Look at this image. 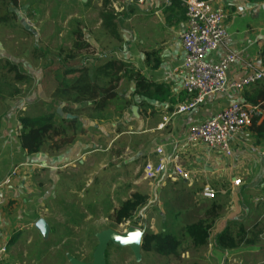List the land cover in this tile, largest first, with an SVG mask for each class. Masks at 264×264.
Here are the masks:
<instances>
[{"label":"crops","instance_id":"crops-1","mask_svg":"<svg viewBox=\"0 0 264 264\" xmlns=\"http://www.w3.org/2000/svg\"><path fill=\"white\" fill-rule=\"evenodd\" d=\"M119 1L122 5H133L124 20L128 26L124 30L127 43L115 49L107 44L99 48L94 45L96 41L91 43L85 39L95 56L85 64L93 75L96 67L111 59L122 61L154 87L161 88V92L151 97L136 95L132 81L124 76L119 82L116 98L104 111L99 114L87 112L79 117L82 134L72 144L57 151L44 145L41 152L32 155L19 141L18 107L11 106L14 109L10 114L0 116V182L15 170L11 183L3 190L0 207V242L7 245L4 262L11 264L27 258V252L19 253L20 249L31 245L35 238L41 242L47 239L49 230L45 234L37 228L40 220L49 229L52 226L49 221L54 220L78 226L76 220H88L92 215L105 214L110 218L133 194L149 197L142 192L146 182L154 199L164 188L172 194L184 195L190 205L188 213L196 214L195 222L203 219L212 205L216 207L217 216L207 244L213 250L198 260L202 264H224L229 256L232 257L230 264H264V117L232 136L229 156L202 144L184 145L190 127L232 103L250 105L245 99L256 84L242 89L228 87L222 93L206 97L194 110L175 114L177 107L192 97L182 90L176 72L184 58L179 36L185 29V8L179 0H172L170 5L165 0ZM209 1L214 8L225 12L227 36L207 60L218 63L230 54L235 55L236 61L227 69L226 78L229 84L239 83L247 73L261 69L264 0ZM85 3L86 0H81V7L86 6ZM97 3L98 25L110 34L101 27L98 17L101 0ZM115 3L112 7L118 13ZM123 8L121 6V12ZM76 77L61 75L52 78L54 83L43 88L41 81L36 82L35 90L27 99L32 96L29 101L33 102L34 98L40 97L41 115L51 110L50 104L62 112L64 104H60V98L53 97L55 89L60 84H70ZM22 88L16 89L20 92ZM73 107L77 105L73 104ZM157 148L162 149V157L178 156L180 166L193 177L192 185L181 179H166L163 183L143 179L144 165L160 158L155 153ZM234 180H239L240 184L233 186ZM204 186L216 193L214 199L206 200L200 196ZM99 192L105 194L104 199H98ZM146 204L140 208L143 221ZM187 224L180 225L177 233L181 235L182 227ZM135 227L143 232L150 229L152 233L172 234L165 228L154 231L152 220L147 221V225L140 222ZM223 231L238 243L235 248L215 244L216 237ZM50 232H54L53 227L49 235ZM67 255L74 257L70 252ZM122 259L120 253H110L112 264Z\"/></svg>","mask_w":264,"mask_h":264},{"label":"rangeland","instance_id":"rangeland-1","mask_svg":"<svg viewBox=\"0 0 264 264\" xmlns=\"http://www.w3.org/2000/svg\"><path fill=\"white\" fill-rule=\"evenodd\" d=\"M18 1L17 9L13 10L18 22L14 24L9 22L7 27L0 25V68L5 64V61L15 63L17 68L22 73L29 75L33 81L31 87L22 86L21 83L13 84L2 77L0 70V116L10 114L11 109H14L11 106H15L19 109L17 116L34 118L41 115L40 97L34 98L33 102L29 101L33 98L32 96L27 98L35 90L36 82L41 81L43 88L54 83L52 78L63 75L60 67L64 65L66 61L64 59H67V55L71 53L69 51L73 41L72 32L75 28L81 29L84 40L91 41V43L96 41L97 43L94 45L97 44L99 48L107 44L111 48L115 46L113 48L115 49L118 46L123 47L127 43L128 36L124 34V30H127L128 26L121 16L118 23L119 28L113 33L110 32L113 36L103 32L98 25L96 14L99 10L98 0H86L88 2L84 7H81V0ZM117 2L115 8L120 13L122 3ZM130 10L132 9L127 11V16L130 15ZM19 25L28 30L29 34H24ZM83 53L79 52L82 56L69 59L67 66L78 64L81 58L85 57ZM85 54H87V64L90 63V60L95 59L91 50ZM11 77L12 75L9 76V78ZM17 87L23 88L17 93L14 92ZM27 91L29 92L27 93ZM22 107L23 110H21ZM149 188L148 184L144 182L142 192L149 194L147 208L143 211L144 221L140 217L141 209L137 210L130 222L119 225L111 222L105 214L92 215L91 219L88 220L82 218L76 220L75 223L78 226H69L61 220L49 221L52 226L48 230L51 231L53 227L54 232H50L49 235L48 231L46 240L41 242L39 238H35L31 245L25 246V249H20L19 253L24 250L27 252V258L12 260L11 264H69L66 258L69 256L67 252L73 253V258L81 262L90 263L94 248L97 245L96 235L98 233L108 229L123 233L131 226L135 227L140 222L147 225V221L151 220L155 226L154 231L165 228L166 231L168 230L181 239V252L177 258L172 256L161 257L153 252L142 251L141 254L140 251V258L136 259L128 247L118 248L109 243L104 253L105 263L112 264L110 253L115 251L123 256V259L117 261V264L121 262V264H202L198 260L213 249L207 245L194 248L185 237L177 233L180 225L197 220L194 216L196 214L187 211L190 207L189 201L184 195L170 193L167 188L162 189L160 194H156L154 199L152 190ZM99 194L97 195L98 199L105 198L104 193L99 192ZM145 230L151 232L150 229ZM231 260L232 257L229 256L224 264H230ZM3 264H9V261H5Z\"/></svg>","mask_w":264,"mask_h":264},{"label":"trees","instance_id":"trees-1","mask_svg":"<svg viewBox=\"0 0 264 264\" xmlns=\"http://www.w3.org/2000/svg\"><path fill=\"white\" fill-rule=\"evenodd\" d=\"M119 0H101V9L99 12V19L101 20V27L109 32L119 28L120 17L123 20L127 19V11L133 5L124 6L122 13H117L112 7L113 3ZM18 0H0V25L8 26L10 23H17L18 18L13 11L18 7ZM88 2V1H87ZM84 5H87L85 3ZM126 15V16H125ZM125 16V17H124ZM19 28L24 34H29L28 30L19 25ZM82 31L79 27L72 32V46L67 56L64 59V65L60 67L64 76L77 75L71 80V83L60 84L54 92V98L59 99L62 107L63 115L60 117L55 112L54 105L50 104V111L43 115L34 118L20 116L18 124L20 126L19 141L22 148L30 155L38 154L44 145L53 151L61 150L75 140V138L82 134L79 128V117L87 112L96 114L101 113L106 109L108 103L116 98V91L120 80L126 76L134 85V94L143 97H151L154 93H160L161 88L150 84L139 72L134 71L126 63L111 59L103 65L96 67L93 70V75L85 64V52L89 50V44L84 40ZM83 58L76 65L67 66L69 59H75L82 55ZM2 77L13 84L21 83L32 86L33 79L22 73L15 63L5 61V64L0 68ZM9 78V76H11ZM253 91L246 96V102L250 105L258 106L264 110V82H259L253 87ZM14 92H19L14 89ZM29 91H27L28 93ZM64 100L66 103H63ZM62 102V103H61ZM87 103H90L87 105ZM76 104L77 107H73ZM66 115L72 118H66ZM261 119L252 117L251 122ZM148 197L141 194H133L130 199L121 203L110 217V220L116 224L130 222L138 209L147 203ZM216 207L211 206L206 212L203 219L195 223L187 224L182 227L181 235L188 238L190 245L194 248L204 247L208 244V239L212 229L213 220L216 218ZM135 224V222H134ZM215 244L222 248H235L238 243L233 239L227 231L220 233L216 239ZM181 239L177 236L167 232H144L141 243V251L153 252L157 255L177 258L181 252ZM183 252V251H182Z\"/></svg>","mask_w":264,"mask_h":264},{"label":"built area","instance_id":"built-area-1","mask_svg":"<svg viewBox=\"0 0 264 264\" xmlns=\"http://www.w3.org/2000/svg\"><path fill=\"white\" fill-rule=\"evenodd\" d=\"M172 0H165L170 5ZM185 8V29L179 36L184 53L183 62L176 71L182 90L192 96L177 107L175 114L194 110L206 97L222 93L228 87L242 89L264 82V50L261 54V69L247 73L239 83L229 84L226 71L236 61L235 55H228L218 63H211L207 56L222 45L227 34L224 27L226 14L222 9L212 6L209 0H179ZM252 117H264V110L258 106L232 103L204 122L190 127L184 145L202 144L210 150L230 155V139L250 124ZM165 121V119H164ZM163 127V125H160ZM155 153L160 157L157 162H147L142 170L143 179L148 182L163 183L166 179H181L192 185L193 177L189 171L180 166L178 156L162 157L163 151L157 148ZM15 175L13 170L0 182V207L3 201V190L11 183ZM239 180L233 181L238 186ZM216 193L209 187L201 189V197L206 200L215 198ZM7 254V245L0 242V264Z\"/></svg>","mask_w":264,"mask_h":264},{"label":"water","instance_id":"water-1","mask_svg":"<svg viewBox=\"0 0 264 264\" xmlns=\"http://www.w3.org/2000/svg\"><path fill=\"white\" fill-rule=\"evenodd\" d=\"M56 113L58 115H62L60 109H57ZM68 118H72V117L68 116ZM37 228L42 233L47 234L48 229L43 221L40 220L37 223ZM143 234L144 232L141 231L139 228L132 226L129 227L123 233H118L116 231L109 229L104 230L96 235L97 245L95 246L93 251L92 262L90 263L81 262L71 256H67V260L69 261V264H106L104 253L109 243H112L117 247H122V248L128 247L133 253L134 257L136 259H139Z\"/></svg>","mask_w":264,"mask_h":264}]
</instances>
